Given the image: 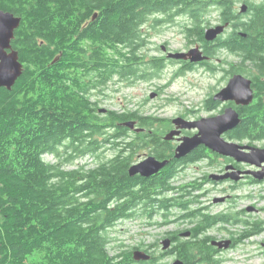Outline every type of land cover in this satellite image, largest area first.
<instances>
[{
    "label": "trees",
    "instance_id": "1",
    "mask_svg": "<svg viewBox=\"0 0 264 264\" xmlns=\"http://www.w3.org/2000/svg\"><path fill=\"white\" fill-rule=\"evenodd\" d=\"M214 1L223 9L218 19L230 27L206 52L214 55L216 48H224L235 58L227 63V74L254 77L257 60H264V23L253 17L240 21L232 0H0V10L20 18L11 47L22 64L11 89L0 87V264L137 262L132 254L140 246L128 248L119 242L110 253L108 230L131 218L132 207L141 209L136 217L149 220L174 207L176 198L171 197L167 170L144 182L128 174L137 153L134 144L142 145L145 139L116 138L128 130L123 122L139 120L148 129L153 123L143 120L158 118L139 116L138 110L99 113L82 87L67 79L72 75L70 79L77 80L76 69L84 61L80 55L86 58L88 50V60L99 67L101 88L115 73L133 79L158 75L159 60L148 62L146 75L138 69L141 25L154 13L162 18H153L152 27L181 14L190 22L181 31L186 39L207 44L204 33L212 20L205 10ZM255 86L258 99L241 107V122L233 132L261 141L264 80ZM209 102L214 108L211 97ZM106 146L113 154L102 158ZM44 152L65 163L78 157L98 160L90 167L62 170L61 161L42 160ZM178 205L185 209L188 201L179 200ZM187 253H182L186 262Z\"/></svg>",
    "mask_w": 264,
    "mask_h": 264
},
{
    "label": "flooded vegetation",
    "instance_id": "2",
    "mask_svg": "<svg viewBox=\"0 0 264 264\" xmlns=\"http://www.w3.org/2000/svg\"><path fill=\"white\" fill-rule=\"evenodd\" d=\"M231 9L237 13L240 21H249L251 17L255 22H259V25L264 23V0H232ZM244 10L242 11V9ZM208 17L212 20V14L215 13V21L212 20V24L209 27L223 24L218 18L219 13L223 9L214 4L207 7L205 10ZM159 15V16H158ZM153 18H162V14L154 13L150 15V19L143 23L140 27V38L143 42L142 48L148 41L149 32L145 30L150 25ZM186 16L176 14L171 18L172 21L165 24H176L179 28L183 29L185 25L190 22ZM160 20V19H159ZM180 20V21H179ZM178 21V23H176ZM152 24V23H151ZM84 23L82 26H86ZM161 26V25H160ZM152 27V25H151ZM159 27V25H157ZM228 27L229 24H228ZM226 27V28H228ZM225 28V29H226ZM207 29V28H206ZM224 29V31H225ZM264 29L262 30V33ZM207 41V44L201 41H196L195 38L187 39V46L183 52H187L193 47H198L202 51V55L207 56V59L191 62L188 59H172L167 57V53L171 51L167 44L160 45L159 52L155 56L148 57L144 61L148 63L150 60L161 61L162 67L159 73L162 72L169 65H176L177 70L172 72V76L176 77L181 73L205 71L209 74H216L221 71V67L213 66L215 63H224V60L219 59V55L222 53L228 54L224 48H216L215 54L210 55L206 52L207 47H214L216 39ZM245 35H243L244 37ZM185 37V36H184ZM186 39V37H185ZM122 46V45H121ZM141 48V51H142ZM88 52L85 56L80 55V58L84 61L80 62L79 68L76 69L77 80L68 78V83H76V85L82 87L81 90L85 91L89 96V102L91 107H95L99 113H106L108 110L101 112L98 108L97 94L101 90L99 67L95 63H91L88 59ZM141 57L142 52H141ZM143 60H137V63L141 65ZM215 62V63H214ZM257 67L254 68L255 75L249 76L242 74L251 80V87L253 90V99L251 102L258 99L256 84L258 81L264 80V75H261L260 71L264 72V60L258 59ZM141 67V66H140ZM139 69V68H138ZM70 70V69H69ZM71 70H75L72 69ZM68 73V69H66ZM146 70L141 69L142 75H146ZM70 74V73H69ZM73 74V71H72ZM118 75L119 81L128 85L132 83L133 78L131 76ZM234 75V74H233ZM232 76V75H231ZM230 76V77H231ZM137 80L151 82L146 76L135 77ZM158 92H155V95ZM214 95L206 96L202 102L191 111L193 116L190 118L192 121H196L202 117L197 116L200 112H205L207 116L213 114H220L229 106L239 113L241 119L240 109L241 107L248 105H236L232 101L220 102L214 100ZM214 102V108H212L209 98ZM205 116V117H207ZM134 128L128 127L125 134H122L117 140L124 139L126 142L144 138L145 141H141L142 145L134 144L137 147V153L135 158L130 164L142 161L148 156H154L156 159L163 161L167 160V164L161 168L155 174L145 177L140 174H136L131 177L138 176L143 180L155 179L161 174H165V170L170 173L167 178V183L173 190V195L176 201L174 207H170L169 211L165 210L158 212L162 217L160 226H169L170 230L163 234L161 240L153 242L141 249L150 255V259L154 262L147 263L145 261H137L132 264H172L174 260L179 259L183 264H223L224 253L228 250L237 248L239 245L244 244L245 241L260 237L264 234V161L259 162L248 159L252 157L253 150L250 147H256V143L259 141L251 140L247 137H242L240 134H236L232 129L223 135V138L228 142L236 143L237 153L239 157L232 154H221L216 152L204 144H199L191 152L183 157H175V149L180 143V139L186 136H194L199 133L197 127L191 129L182 128L177 136H174L170 140H165L164 136L175 129V125L172 119H145L144 123H153L152 128L146 129L140 125L139 120H134ZM241 122V120H240ZM240 125V123H239ZM238 125V126H239ZM141 128V130H137ZM152 132V135H137L136 132ZM160 133V134H159ZM94 137H100L94 135ZM162 138L165 144L160 141V144H155L156 140ZM87 139H92L91 136H86ZM164 147L169 150L164 151ZM159 149L158 155L153 151ZM46 152L41 154V159L45 160ZM247 158V159H246ZM98 159V158H97ZM144 182V181H143ZM188 201V206L185 209L178 207V201ZM223 201V202H222ZM112 202V203H111ZM110 204H113L111 201ZM139 207L130 208L129 212L133 214L128 220L133 221V217H136L140 212ZM156 214V215H157ZM154 216V215H153ZM139 218V217H136ZM152 218V217H151ZM164 239L170 240V246L166 249L162 248V242ZM114 239L107 244V248ZM262 253L264 254V242H259ZM263 247V248H262ZM186 249L187 262L182 254ZM147 261V260H146Z\"/></svg>",
    "mask_w": 264,
    "mask_h": 264
},
{
    "label": "rangeland",
    "instance_id": "3",
    "mask_svg": "<svg viewBox=\"0 0 264 264\" xmlns=\"http://www.w3.org/2000/svg\"><path fill=\"white\" fill-rule=\"evenodd\" d=\"M215 13L212 14L215 17ZM212 17V20L215 19ZM180 21V20H179ZM152 23V24H151ZM148 29L149 38L145 46L140 51V60L155 56L159 52L160 45L167 44L171 52H179L187 46V39L181 33L182 29L176 24H161L159 27L153 26L152 20ZM178 23V21L176 22ZM188 52V51H187ZM224 63H215L213 66L221 67V71L209 74L205 71L185 72L176 77L172 72L177 70L176 65H169L156 76L149 78L151 82L133 79L132 83L124 85L119 81L118 75H114L101 90L96 93L99 109L123 111L138 110L139 116H152L159 119H174L183 117L187 120L193 116L191 111L198 106L202 100L209 95H215L223 88L230 75L227 74L228 62L235 60L233 56L222 53L218 57ZM139 59V58H138ZM143 60V61H144ZM149 63L138 64L139 69L149 70ZM155 92L158 94L155 95ZM215 115V114H213ZM200 117H205V112H200ZM212 116V115H211ZM256 147L264 148V140L256 143ZM105 154V155H104ZM113 151L106 146L101 152L102 158H109ZM104 155V156H102ZM45 160L48 162H60L62 170L76 169L86 165L90 167L96 164L97 158L78 157L70 163L64 160H57L52 154H47ZM264 207V203H263ZM162 217L157 214L152 218H135L133 221L125 219L118 221L108 230L109 237L114 241L108 246L110 253L114 250L115 244L122 242L126 247L146 246L161 240L163 234L170 230L169 226H160ZM162 242V241H161ZM259 242H264V234L260 237L245 241L237 248L226 251L223 264H264V254ZM263 248V247H262Z\"/></svg>",
    "mask_w": 264,
    "mask_h": 264
},
{
    "label": "water",
    "instance_id": "4",
    "mask_svg": "<svg viewBox=\"0 0 264 264\" xmlns=\"http://www.w3.org/2000/svg\"><path fill=\"white\" fill-rule=\"evenodd\" d=\"M245 7H243L242 11ZM20 18L13 13L0 10V87L11 89L16 79L22 73V64L18 60L17 51L11 47V40L14 37V31L19 26ZM228 23L218 24L209 27L205 30L204 38L207 41L214 40L218 35L224 32ZM167 57L172 59H188L191 62H198L208 57L202 55V51L198 47H193L188 52H171L167 53ZM214 100L220 102L232 101L236 105H248L253 99V90L251 87V80L242 74H234L229 79L226 85L221 88L214 96ZM101 112L106 111L100 109ZM239 113L234 107H226L222 113L202 117L196 121L187 120L183 117H176L172 119L175 129L168 132L165 140H170L180 133V129H191L197 127L199 133L194 136H186L180 139L179 145L175 149V157L180 158L191 152L199 144H204L210 149L221 154H232L239 159L237 153L236 143L228 142L223 138V135L238 127L240 123ZM122 125L134 128L135 121H126ZM141 130V128H137ZM253 151L251 160L262 162L264 161V148L250 147ZM247 159V158H246ZM167 164V160L160 161L154 156H148L142 161L132 164L128 168V174L134 176L140 174L141 176H151L158 172ZM170 246V240L164 239L162 241V248L166 249ZM133 258L136 261H146L150 259V255L143 251L136 249L133 251ZM172 264H183L179 259L173 261Z\"/></svg>",
    "mask_w": 264,
    "mask_h": 264
},
{
    "label": "bare ground",
    "instance_id": "5",
    "mask_svg": "<svg viewBox=\"0 0 264 264\" xmlns=\"http://www.w3.org/2000/svg\"><path fill=\"white\" fill-rule=\"evenodd\" d=\"M188 20V19H187ZM223 202V201H222Z\"/></svg>",
    "mask_w": 264,
    "mask_h": 264
}]
</instances>
